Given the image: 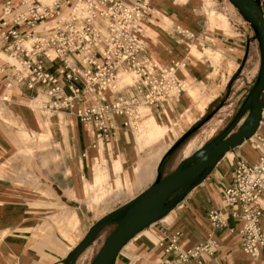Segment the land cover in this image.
Instances as JSON below:
<instances>
[{"label":"crops","instance_id":"1","mask_svg":"<svg viewBox=\"0 0 264 264\" xmlns=\"http://www.w3.org/2000/svg\"><path fill=\"white\" fill-rule=\"evenodd\" d=\"M149 2L156 13L142 23L147 51L161 65L176 67L177 76L188 88L171 102L144 107L138 130L125 125V117L114 116L110 135L98 137L94 126L75 114L77 104L73 111L61 110L46 118L31 106L34 91L25 87L8 90L9 69L0 74V264H65L98 220L156 181L166 151L223 96L241 67L247 43L234 36L229 13L217 8L224 0ZM3 3L0 0V14ZM41 28L50 29L52 24L42 22ZM6 60L11 61L0 55V65ZM6 95L9 100L2 99ZM37 119L50 123L56 133L20 157L11 151L17 124L25 122L38 131ZM144 124L145 132L140 133ZM161 140L172 141L162 153ZM259 156L260 151L249 141L231 149L178 206L133 237L116 264H264V248L257 257L244 250L241 222L232 214L235 207L224 205L237 159L244 157L254 163ZM177 165L167 162L164 177ZM100 184L107 190L102 197ZM259 202L264 229V192ZM99 203L107 204V212L91 216ZM213 209L221 211L226 227L210 221ZM209 235L219 246L214 255L202 254L200 262L181 261L176 252L166 249L173 238L189 249ZM94 251L89 247L77 264H92Z\"/></svg>","mask_w":264,"mask_h":264},{"label":"built area","instance_id":"2","mask_svg":"<svg viewBox=\"0 0 264 264\" xmlns=\"http://www.w3.org/2000/svg\"><path fill=\"white\" fill-rule=\"evenodd\" d=\"M260 3L264 11V0ZM154 13L149 0H4L0 53L11 61L0 65V74L9 69L8 90L34 91L33 108L46 118L73 111L77 104V117L92 124L98 137H108L114 116L125 117L128 126L140 120L141 105L171 102L187 90L176 67L161 65L147 51L142 23ZM42 22H51L52 28L42 29ZM178 31L189 35L179 27ZM125 75L132 83L122 82ZM246 141L260 151L259 159H237L224 205L235 207L232 214L241 222L244 250L257 257L264 248L259 202L264 192V112L259 129ZM209 219L217 227L227 226L218 209L210 211ZM218 246L209 235L189 249L173 238L166 249L181 261L200 262L202 254L214 255Z\"/></svg>","mask_w":264,"mask_h":264},{"label":"water","instance_id":"3","mask_svg":"<svg viewBox=\"0 0 264 264\" xmlns=\"http://www.w3.org/2000/svg\"><path fill=\"white\" fill-rule=\"evenodd\" d=\"M230 1L254 28L263 55L258 80L235 119L213 140L183 157L173 172L163 178L159 174L147 190L98 220L71 251L65 264H77L79 257L94 243L97 234L108 226L114 228L95 256L93 264H116L119 253L133 237L164 218L211 173L226 153L241 146L259 129L264 112V11L260 0ZM240 123V129L234 132ZM178 190L180 192L171 197ZM121 212L126 213L115 217Z\"/></svg>","mask_w":264,"mask_h":264},{"label":"rangeland","instance_id":"4","mask_svg":"<svg viewBox=\"0 0 264 264\" xmlns=\"http://www.w3.org/2000/svg\"><path fill=\"white\" fill-rule=\"evenodd\" d=\"M231 3L232 2L230 0H224V3H218L217 8L221 12L229 13L236 31L234 36L241 37L245 40V43H247L248 52L244 66L240 70V73L236 80L232 83L228 94H226L227 92L223 94V103L221 104V106H219L212 117H210V119L203 123L198 131L178 151H176V153H174L172 158L166 161L165 168L167 162H169L172 167H175L181 158L191 155L193 151L210 142L216 135L223 131L235 119L236 114L241 108V105L249 95L252 86L257 80L261 62L259 42L254 38L255 31L252 25L248 22V20L245 19L239 9L234 4V6H232ZM232 7L234 9H232ZM216 105L218 106V103ZM17 125L18 130L15 133L14 138L15 145L11 148V151H14L13 153L18 154L20 157L24 156L26 153L30 152V150L37 147L41 140L46 139L51 134L56 133L50 123L42 122L39 119L36 120L38 131L29 129L28 124L25 122L19 123ZM240 126L241 123L235 127L234 132H236L240 128ZM141 127L142 128L140 129V133H144V128L146 127V125L144 124ZM158 142V144L162 147L160 151L162 153L170 147L172 141L161 140ZM2 153L8 154V151H4ZM98 189V191H101V197L107 195L105 185L100 184L98 186ZM93 208L94 210L91 213V216L96 217H100L108 210L107 204L105 205L103 203L94 205ZM113 228V226L104 228L99 236L95 239L94 243L90 246L94 247L95 249L93 255L94 258L97 255L98 251L102 248L107 236L110 234Z\"/></svg>","mask_w":264,"mask_h":264},{"label":"trees","instance_id":"5","mask_svg":"<svg viewBox=\"0 0 264 264\" xmlns=\"http://www.w3.org/2000/svg\"><path fill=\"white\" fill-rule=\"evenodd\" d=\"M254 29V28H253ZM255 31V30H254ZM254 38L258 40L257 38V35H256V32H254ZM248 52V51H247ZM246 57H247V54L245 56V59L243 60L242 62V65L241 67L239 68V70L233 75V77L231 78L229 84H228V87H227V93L230 91V87L232 85V83L236 80V78L238 77L239 73H240V70L243 68L244 66V63H245V60H246ZM259 77V75H258ZM258 77H257V80H258ZM256 80V82H257ZM256 82L254 83V85L256 84ZM254 85L252 86L251 90L253 89ZM250 90V92H251ZM225 94V95H226ZM248 97V96H247ZM247 99V98H246ZM245 99V101H246ZM223 97L221 96L219 99H217L215 101V104L211 105V107L209 108V110L207 111V113L198 121L196 122L190 129H188L181 138H179L173 145L172 147L166 152V154L163 156L160 164H159V168H158V175L160 174L162 176V178L164 177V169H165V163L166 161H168L170 158H172V156L174 155V153H176V151H178L197 131L198 129L201 127V125L203 123H205L215 112H216V109L221 106V104L223 103ZM245 101L243 102V104L245 103ZM218 103V106L216 105ZM242 104V105H243ZM241 105V107H242ZM241 109V108H240ZM239 109V111H240ZM238 111V112H239ZM238 114V113H237ZM236 114V115H237ZM217 136V135H216ZM215 136V137H216ZM214 137V138H215ZM213 138V139H214ZM212 139V140H213ZM180 190L176 191L171 197H173L174 195H176L177 193H179ZM126 212H121L119 214H117L116 216H123L125 215ZM103 231V230H101ZM101 231L97 234L96 238L99 236V234L101 233ZM108 237V236H107ZM95 238V239H96Z\"/></svg>","mask_w":264,"mask_h":264},{"label":"bare ground","instance_id":"6","mask_svg":"<svg viewBox=\"0 0 264 264\" xmlns=\"http://www.w3.org/2000/svg\"><path fill=\"white\" fill-rule=\"evenodd\" d=\"M258 42H259V40H258ZM259 47H260V55H261V62H260V71H261V69H262V63H263V55H262V49H261V44H260V42H259ZM2 54H5V53H0V55H2ZM5 55H7V54H5ZM260 71H259V73H260ZM132 77L130 76V75H125L124 77H123V83L124 84H128V83H132ZM186 85H187V83H186ZM187 88H188V85H187ZM34 102H33V100H32V105H34L33 104ZM144 107H147V105H141L140 107H139V111H140V120L139 121H136V122H134V121H129L128 122V126H130L131 128H133V129H135V130H138L139 128H140V125H141V118H142V116H143V112H142V109L144 108ZM245 118H247V116L245 117ZM243 121V120H242ZM242 123V122H241ZM241 127V126H240ZM240 129V128H239ZM238 129V130H239ZM238 130L236 131V132H238ZM197 150V149H196ZM167 152V151H166ZM194 152V151H193ZM162 159V158H161ZM161 161V160H160ZM94 261V260H93ZM94 262H92V264H93ZM96 264V263H95Z\"/></svg>","mask_w":264,"mask_h":264},{"label":"flooded vegetation","instance_id":"7","mask_svg":"<svg viewBox=\"0 0 264 264\" xmlns=\"http://www.w3.org/2000/svg\"><path fill=\"white\" fill-rule=\"evenodd\" d=\"M115 217H121V216H115ZM114 227V226H113Z\"/></svg>","mask_w":264,"mask_h":264}]
</instances>
